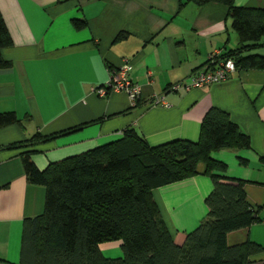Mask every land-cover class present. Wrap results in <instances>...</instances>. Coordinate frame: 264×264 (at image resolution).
I'll use <instances>...</instances> for the list:
<instances>
[{
    "label": "crops",
    "instance_id": "crops-1",
    "mask_svg": "<svg viewBox=\"0 0 264 264\" xmlns=\"http://www.w3.org/2000/svg\"><path fill=\"white\" fill-rule=\"evenodd\" d=\"M179 2L0 0L14 41L2 50L11 65L0 68V112H16L22 123L0 128V264L19 263L24 220L40 215L46 200V187L27 178L24 149L11 145L37 133L60 134L34 146L33 160L44 170L52 162L117 140L127 129L152 146L175 139L196 141L202 117L212 106L227 111L250 137V148L211 155L226 164L227 177L245 181L246 199L259 207L262 219L229 232L227 243L250 240L264 247V70H235L224 81L167 90L187 81L211 54L238 45L225 5ZM234 3L264 8V0ZM74 19L86 26L76 28ZM255 52L264 55V46ZM123 60L132 64L130 78L140 88L137 105L122 91L98 93ZM162 94L167 104L154 105L153 99ZM203 167L199 164V170ZM211 189L210 177L198 173L152 190L176 243L182 244L206 215L204 200ZM101 249L109 258L122 254L118 241L103 243ZM246 264H264V254Z\"/></svg>",
    "mask_w": 264,
    "mask_h": 264
},
{
    "label": "trees",
    "instance_id": "trees-1",
    "mask_svg": "<svg viewBox=\"0 0 264 264\" xmlns=\"http://www.w3.org/2000/svg\"><path fill=\"white\" fill-rule=\"evenodd\" d=\"M188 2L198 6L215 2L227 8L238 45L218 53L215 63L231 59L236 70H264V55L255 52L264 46V8L237 6L234 0H180L179 6ZM73 22L76 28L86 26L83 20ZM13 44L0 10V68L11 65L2 50ZM14 124L22 125L16 112H0V128ZM59 135L37 133L10 146L24 149L21 158L28 180L46 187L44 211L24 220L18 264H246L264 254V247L253 241L228 245L226 240L229 232L262 220L259 207L246 199L245 181L227 177L226 164L211 155L220 149L250 148L249 135L227 111L210 107L196 141L175 139L152 146L127 129L117 140L40 169L32 157L34 146ZM260 160L264 163V156ZM198 173L212 181L204 200L207 213L178 244L152 190ZM116 241L121 256H104L101 245Z\"/></svg>",
    "mask_w": 264,
    "mask_h": 264
},
{
    "label": "built area",
    "instance_id": "built-area-1",
    "mask_svg": "<svg viewBox=\"0 0 264 264\" xmlns=\"http://www.w3.org/2000/svg\"><path fill=\"white\" fill-rule=\"evenodd\" d=\"M217 54L218 53H213L210 55V64L215 63L214 57ZM210 64L203 66L200 70L192 74L187 81L171 84L167 87V90L177 91L181 88L189 90L192 87H201L203 85L224 81L231 72L236 70L234 62L231 59L217 61L213 66ZM131 69L132 64L127 60H123L115 70L111 71L105 86L99 88L98 93L104 96L109 90L122 91L125 92L134 103L140 98V88L131 81ZM152 103L154 105L167 104L163 94L154 98Z\"/></svg>",
    "mask_w": 264,
    "mask_h": 264
}]
</instances>
